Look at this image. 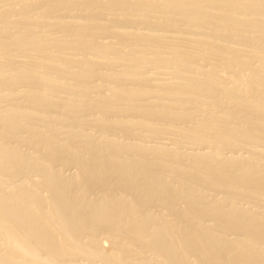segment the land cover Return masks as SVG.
<instances>
[{
	"label": "bare ground",
	"instance_id": "obj_1",
	"mask_svg": "<svg viewBox=\"0 0 264 264\" xmlns=\"http://www.w3.org/2000/svg\"><path fill=\"white\" fill-rule=\"evenodd\" d=\"M0 264H264V0H0Z\"/></svg>",
	"mask_w": 264,
	"mask_h": 264
}]
</instances>
